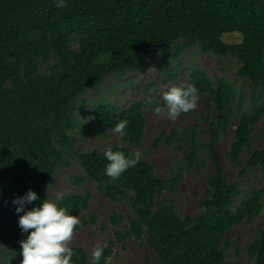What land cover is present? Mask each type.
<instances>
[{
  "label": "trees",
  "instance_id": "obj_1",
  "mask_svg": "<svg viewBox=\"0 0 264 264\" xmlns=\"http://www.w3.org/2000/svg\"><path fill=\"white\" fill-rule=\"evenodd\" d=\"M228 32H240L242 41H224ZM194 49L222 63L237 62V80L227 78L226 68L217 67L213 78L195 63L189 65L188 84L180 86L195 85L200 96H207L209 111L190 129L173 127L157 135L154 146L164 143L183 151L169 175L161 177L154 163L137 151L145 137L148 99L118 107L104 96L89 101L88 95L108 76L122 79L127 73H141L154 59L164 62L165 78L176 81L183 55ZM85 106L102 132L127 120L121 138L129 146L111 142L83 150ZM235 120L230 163L240 178L254 168L264 172V147L251 150L255 128L264 121V0H68L63 9L53 0H0V229L7 231L19 255L27 234L18 226L23 213L16 212L14 198L31 189L40 199L25 211L49 199L68 213L88 212V221L96 225L98 215L90 211L93 192L86 187L94 181L104 197L124 201L133 211L125 228L122 213L109 215L117 228L114 239L104 244L109 264H115V242L124 245L132 238L155 254L144 264H226L232 247L228 233L264 208V181L260 188L244 190L228 179L215 156L217 143ZM198 130L208 131L209 139L202 140ZM261 133L264 136V129ZM108 148L127 157L139 155V162L118 178L108 177L103 156ZM245 149L250 150L246 163ZM71 156L82 174L70 175V183L83 192L51 199L48 192ZM206 160L213 170L205 197L198 202L197 214L183 216L165 195L177 194L185 171L202 167ZM71 248L76 252L73 264H91L89 250ZM247 251L252 264H264V226L248 242ZM100 264H105L103 257Z\"/></svg>",
  "mask_w": 264,
  "mask_h": 264
},
{
  "label": "rangeland",
  "instance_id": "obj_2",
  "mask_svg": "<svg viewBox=\"0 0 264 264\" xmlns=\"http://www.w3.org/2000/svg\"><path fill=\"white\" fill-rule=\"evenodd\" d=\"M222 39L230 43H240L242 41V34L240 32H228L223 34ZM182 60L184 65L179 69V78L176 81L165 78L164 62L160 59H154L146 64L141 73H127L122 79L114 75L108 76L99 90L91 91L88 95L89 101L104 96L114 102L118 107H126L137 99H148L149 103L145 108L147 116L145 137L142 146L138 148L137 151L145 160L154 163L156 173L161 177H167L169 175L174 167V161L183 157V151L171 148L164 143L154 146L153 142L157 135L162 131L168 132L173 127H176L180 132L190 129L192 125L198 122V116L209 111L207 96H200L198 94L199 99L196 108L186 114L182 113L176 120L169 119L166 114L157 115L155 113V107L163 105L162 92L173 86L188 84L186 74L191 63H195L203 68L213 78L216 77L217 67L222 69L226 68L227 71L225 75L227 78L232 82L237 80V62H231L229 64L222 63L218 59L198 49L185 53ZM220 73L223 72L220 71ZM152 82H155L154 86L149 85ZM241 83V80L237 81V86H240ZM250 102L251 97L248 96L245 106L247 107ZM89 117V108L85 106L82 109L81 119L86 123V133L84 137H80V146L83 150L89 151L97 147L105 148L111 142L121 146H129L121 136L116 134L112 129L107 128L105 132H102L99 125L92 119H89ZM237 121L238 120L234 121L228 134L217 143L215 156L228 179L240 184L244 190L250 191L260 188L263 185L264 172L258 168H254L240 178L238 176V169L230 163V146ZM207 126L208 124L203 122V127L206 128ZM263 129L264 121L255 128L251 150L264 147V136L261 133ZM198 136L205 141L209 139L208 131L198 130ZM175 145H179V143ZM249 151V149H245L243 152V160L245 163L248 160ZM208 152V149L204 150L203 155L206 156ZM212 170V162L206 160L202 167H194L191 170L185 171L184 180L181 183L179 192L173 195H165L181 215L197 214L198 202L205 197L207 176ZM73 174H82V169L79 164H77L75 157L71 156L70 165L64 166L58 171L55 177V185L50 188L48 192L49 198L56 199L61 194L71 191L83 192L70 183L69 177ZM86 187L90 188L93 192L90 202V211L96 212L99 220L96 225H92L88 221V212L69 213L73 216H79V225H81L78 229L74 230V235L69 247L83 246L92 252L96 244L103 243L107 245L111 239H114V232L117 228L110 223L109 215H111L113 211L122 213L125 219L121 227L125 228L129 223V219L133 217V211L129 204L124 201L114 202L104 197L97 190L94 181H88ZM163 198L164 196H161L158 200L162 202ZM262 202L264 204V197L262 198ZM104 224L106 225L105 227H103ZM263 226L264 208L262 212L251 221L244 220L231 229L227 237L231 241L232 247L228 254L226 264L253 263L254 260L248 255L247 244L254 239L257 231ZM237 249H240L238 255H236ZM12 251H15V248L14 244L11 243L9 239L7 231L5 229H0V264H8L7 260L9 259H14V264H21L23 259L22 255H19L15 251V256L12 258V255H10ZM114 251L112 260L115 264H144L148 257L155 256L146 243L136 238L127 240L124 245L115 242Z\"/></svg>",
  "mask_w": 264,
  "mask_h": 264
},
{
  "label": "clouds",
  "instance_id": "obj_3",
  "mask_svg": "<svg viewBox=\"0 0 264 264\" xmlns=\"http://www.w3.org/2000/svg\"><path fill=\"white\" fill-rule=\"evenodd\" d=\"M53 2L60 9L68 6V0H53ZM162 98L163 105L156 106L155 113L166 114L169 119L176 120L182 113L186 114L196 108L199 99L198 89L195 85L173 86L162 92ZM127 126V120H120L115 124L113 131L123 136ZM103 156L108 161L104 173L114 179L120 177L129 168L135 167L140 159L139 155L127 157L123 152L113 151L112 148L106 149ZM39 199L38 194L29 189L12 201L16 205V212L23 213L19 215L18 226L22 234H27L26 239L20 242L23 258L21 264H73L76 252L69 247V244L74 230L80 224L79 216L70 215L68 209L49 199L25 211L27 205ZM104 251L103 243L96 244L91 252V264H100L102 257L105 264H109L108 259L104 257Z\"/></svg>",
  "mask_w": 264,
  "mask_h": 264
}]
</instances>
